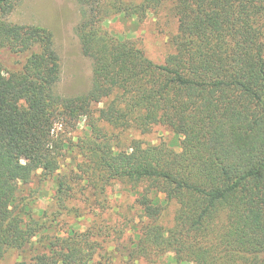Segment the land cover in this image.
<instances>
[{
    "label": "trees",
    "instance_id": "trees-1",
    "mask_svg": "<svg viewBox=\"0 0 264 264\" xmlns=\"http://www.w3.org/2000/svg\"><path fill=\"white\" fill-rule=\"evenodd\" d=\"M73 1L91 85L67 98L52 32L0 0V264H264V0ZM162 13L175 29L160 64L106 27ZM154 127L173 141L121 145ZM34 178L55 183L36 216Z\"/></svg>",
    "mask_w": 264,
    "mask_h": 264
},
{
    "label": "rangeland",
    "instance_id": "rangeland-1",
    "mask_svg": "<svg viewBox=\"0 0 264 264\" xmlns=\"http://www.w3.org/2000/svg\"><path fill=\"white\" fill-rule=\"evenodd\" d=\"M164 14L162 13L158 18L149 19L139 25L129 20L110 18L106 27L110 33L117 37L130 40L137 38L147 57L160 64L168 53V38L175 29L172 20L169 21ZM78 16V8L73 0H21L8 18L14 24L42 26L52 32L54 48L59 56L61 67L60 79L55 87V93L67 98L87 93L91 85V61L81 54L75 31ZM131 140L138 141L143 145L159 142L170 143L173 141V135L162 127H154L148 134L129 132L120 136L121 145L124 147H127ZM68 164L69 159H63L61 173L70 169ZM26 189H33L32 198L28 200L33 202L30 208L33 215L36 216L38 210L49 205L55 193V183L51 180L38 184L37 179L34 178ZM26 195L24 194V196ZM110 201L113 207L120 209H118L119 212L125 215L127 220L137 222V210L130 209L134 207L132 206L133 198L126 192L125 188L116 187L110 195ZM174 209L172 205L166 210L165 217L162 219L164 227L170 226ZM118 210L114 209V214L118 213ZM116 218L111 216L113 221ZM65 222L68 225L79 223L80 226L77 227L82 232L87 225V221L84 219H66ZM168 258L163 257L156 264H168ZM1 264H9V260ZM137 264H144V262L140 261Z\"/></svg>",
    "mask_w": 264,
    "mask_h": 264
}]
</instances>
